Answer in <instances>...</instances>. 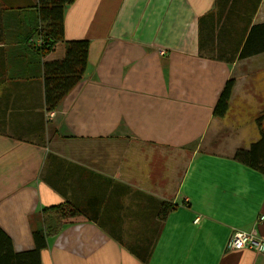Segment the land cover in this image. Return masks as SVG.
Here are the masks:
<instances>
[{"label": "crops", "instance_id": "crops-1", "mask_svg": "<svg viewBox=\"0 0 264 264\" xmlns=\"http://www.w3.org/2000/svg\"><path fill=\"white\" fill-rule=\"evenodd\" d=\"M37 3L0 0V229L14 252L33 251L43 210L67 203L79 215L41 264H145L110 231L140 236L168 201L177 207L147 264H264L228 248L235 231L264 240V174L234 158L260 139L264 53L231 64L203 55L200 20L217 0H76L64 35L89 40L88 67L50 117L42 62L64 50L42 58L24 44ZM253 23H264V0ZM232 78L228 112L215 117Z\"/></svg>", "mask_w": 264, "mask_h": 264}, {"label": "trees", "instance_id": "trees-1", "mask_svg": "<svg viewBox=\"0 0 264 264\" xmlns=\"http://www.w3.org/2000/svg\"><path fill=\"white\" fill-rule=\"evenodd\" d=\"M76 0H38L33 6L35 15L29 21L31 28L23 32L24 44L37 49L40 57H49L62 45V56L42 62L45 85V105L48 112L55 110L63 98L82 81L88 67L89 40L66 41L64 14L67 6ZM262 0H217V10L200 20L203 55L215 57L227 64L264 53V23L253 19ZM32 8V6H30ZM24 20H22L23 22ZM40 41V42H38ZM41 58V61H42ZM235 87L229 79L219 95L214 116H226ZM260 139L249 149H238L234 158L238 162L264 174V114L255 120ZM45 145L46 139L38 140ZM154 225L144 229L140 236L125 238L111 232L115 239L133 255L147 264L155 249L164 223L177 207L168 201H159ZM79 212L70 204L62 203L43 210L44 230L34 233L35 249L15 253L10 238L0 229V264H41L40 254ZM97 222V220H96ZM105 228L104 222H97Z\"/></svg>", "mask_w": 264, "mask_h": 264}, {"label": "built area", "instance_id": "built-area-1", "mask_svg": "<svg viewBox=\"0 0 264 264\" xmlns=\"http://www.w3.org/2000/svg\"><path fill=\"white\" fill-rule=\"evenodd\" d=\"M53 115L51 112L50 117ZM228 248L233 250L248 249L264 254V240L259 239L253 232L235 231L228 242Z\"/></svg>", "mask_w": 264, "mask_h": 264}, {"label": "rangeland", "instance_id": "rangeland-1", "mask_svg": "<svg viewBox=\"0 0 264 264\" xmlns=\"http://www.w3.org/2000/svg\"><path fill=\"white\" fill-rule=\"evenodd\" d=\"M252 108V110H255L256 108L255 107H251ZM259 117V116H258ZM253 123H256V122H253ZM248 138H247V135L243 138V141H244V143L246 144V140H247Z\"/></svg>", "mask_w": 264, "mask_h": 264}, {"label": "bare ground", "instance_id": "bare-ground-1", "mask_svg": "<svg viewBox=\"0 0 264 264\" xmlns=\"http://www.w3.org/2000/svg\"><path fill=\"white\" fill-rule=\"evenodd\" d=\"M38 42H40V41H38Z\"/></svg>", "mask_w": 264, "mask_h": 264}]
</instances>
